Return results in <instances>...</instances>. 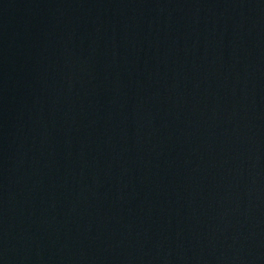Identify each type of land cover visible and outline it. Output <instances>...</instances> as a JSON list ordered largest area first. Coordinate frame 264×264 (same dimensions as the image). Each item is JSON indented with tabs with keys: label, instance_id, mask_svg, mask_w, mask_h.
I'll return each mask as SVG.
<instances>
[{
	"label": "water",
	"instance_id": "95a60500",
	"mask_svg": "<svg viewBox=\"0 0 264 264\" xmlns=\"http://www.w3.org/2000/svg\"><path fill=\"white\" fill-rule=\"evenodd\" d=\"M0 264H264V0H0Z\"/></svg>",
	"mask_w": 264,
	"mask_h": 264
}]
</instances>
